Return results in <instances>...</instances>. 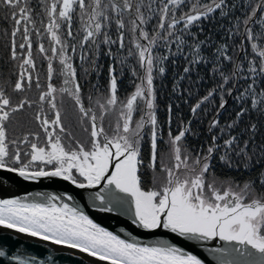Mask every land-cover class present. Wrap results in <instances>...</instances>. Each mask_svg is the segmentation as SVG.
I'll list each match as a JSON object with an SVG mask.
<instances>
[{
    "label": "snow or ice",
    "instance_id": "obj_1",
    "mask_svg": "<svg viewBox=\"0 0 264 264\" xmlns=\"http://www.w3.org/2000/svg\"><path fill=\"white\" fill-rule=\"evenodd\" d=\"M37 6L40 27L30 0H0L6 11L0 18L13 23L11 59L19 60L17 78L0 84V171L24 180L57 177L79 189L99 188L93 198L101 204L108 199L105 192L124 194L116 198H130L134 224L150 231L166 229L174 242L130 243L77 207L57 205L54 201L61 197L56 195L48 196L47 203L27 202V197L0 199V227L77 249L105 264H206L177 246L181 238L224 242L208 249L218 264H264V142L256 140V123L240 128L252 112L264 116V0H241L239 6L230 0H37ZM237 10L244 19L236 16L235 32L228 30L229 39L241 37L232 48L235 55L225 43L209 59L203 50L210 38L200 40L193 27L215 19L216 13L225 18ZM76 22L79 27L74 29ZM33 34L40 38L35 55ZM37 56L46 64L43 81ZM176 56L183 57L185 66L174 92L200 65L207 66L212 87L189 105L192 120L175 124L169 105L165 128L157 117L155 81ZM101 57L110 61L104 84L99 83ZM125 71L130 72L132 90L122 96ZM89 75L97 82L88 81L85 93L81 81ZM56 79L62 81L59 86ZM33 88L35 98L13 95ZM184 91L192 96L189 89ZM65 98L76 113L71 126L62 112ZM229 99L237 105L235 119L222 124ZM25 110L32 111L34 130L17 135L11 126ZM201 114L212 117L208 137L192 147L189 137L197 135L193 120ZM217 161L242 169L248 179L217 176ZM5 255L0 250V257ZM10 259L35 264V258Z\"/></svg>",
    "mask_w": 264,
    "mask_h": 264
},
{
    "label": "trees",
    "instance_id": "obj_2",
    "mask_svg": "<svg viewBox=\"0 0 264 264\" xmlns=\"http://www.w3.org/2000/svg\"><path fill=\"white\" fill-rule=\"evenodd\" d=\"M147 3V0H145ZM207 0H201V3H206ZM230 2L236 3L238 6L241 3V0H230ZM254 3L259 2V0H253ZM30 5L33 7L34 11L32 13L33 18L37 21V27H40L39 20L40 16H37V13L41 12V9L37 6V0H30ZM155 7V6H154ZM184 11H187V8H184ZM147 15V11L145 10ZM6 15V11L0 8V17ZM215 19H209L201 21L198 27H193L192 31L197 33L200 40H205L210 38V43L203 50V55L211 59V53L214 52L216 47H219L221 44L227 43L229 48V54L235 55V52L232 51L234 45H239L241 42V37L233 36L231 39L228 38V30L233 28V25L237 23L235 17L239 16L241 21L244 19V13L242 10H237L235 13L230 14L229 17L222 18L219 16V13L214 14ZM155 23V20L152 22ZM74 29L79 27L78 22L74 23ZM200 28L203 31H200ZM13 29V23L11 20H4L0 18V84H3L7 81L9 84L12 83L17 77L16 73L19 71L18 63L19 60L13 61L10 54V45H11V31ZM243 25H240L239 31L243 33ZM255 30L259 31V26H255ZM40 39L35 34H33V48L36 49V42ZM16 42L19 44L21 42L20 35H17ZM44 43L47 42L45 39ZM161 53L165 52V49H160ZM250 52V49H249ZM175 60V63H172V60ZM37 60V70L41 75V80L43 81V71L46 69V64H42L39 56L36 57ZM99 63L103 66L100 69V78L99 83L104 84L108 78L107 68L110 63L107 57H101ZM166 73L163 77H157L155 83L157 88V117L161 125L165 126L168 119V106L172 105L173 119L175 124L179 123L180 119L184 121L192 120L193 117L190 114L189 105L194 104L196 99L205 95L210 87H212V82L208 77V68L205 65H200L193 69L190 79H184L179 81L180 90L173 91V86L177 82L179 76L183 75V68L185 66V61L182 56L171 57L169 62L166 63ZM85 68H89L88 64L84 65ZM201 78L203 79V84L200 83ZM131 75L130 72L125 71L122 83L120 85V94L123 96L132 90L130 85ZM57 80V79H56ZM55 80V82H56ZM61 82V80H59ZM88 81L92 83L97 82V78L94 75H89L83 77L82 83L84 84L85 93H87L89 85ZM184 89H189L192 93V96L189 97L188 93ZM8 92H11V88L7 89ZM183 93V95L181 94ZM14 96H23L27 95L29 97L35 98L37 92L35 88L27 91L23 94H15ZM63 105L64 117L73 109L72 102L70 99L65 98ZM187 101V103L185 102ZM208 112L211 113L212 105H207ZM237 108L236 103L229 99V104L227 109L221 115V123H226L231 119H235L234 112ZM32 111L25 110L22 113L17 114V121L11 126L17 135H20L22 132H27L29 129L34 130V124L31 121ZM211 115L201 114L200 117L193 120V129L197 131L196 136L189 137V143L192 147H199L208 137L207 123L211 119ZM76 117H72L66 120V123L71 125L75 124ZM249 122L256 123L259 129L256 140L258 143L264 142V116H261L258 112H252L250 116H245L243 122L240 125V128L243 129ZM174 124V127H175ZM238 129L237 131H239ZM77 135H80V132L77 127ZM143 154L145 159H147L148 149L145 146ZM215 174L221 178H233L237 181H244L248 179L249 174L245 171L237 170L235 168L229 169L224 167L219 161L214 163ZM256 173H252L254 176Z\"/></svg>",
    "mask_w": 264,
    "mask_h": 264
},
{
    "label": "water",
    "instance_id": "obj_3",
    "mask_svg": "<svg viewBox=\"0 0 264 264\" xmlns=\"http://www.w3.org/2000/svg\"><path fill=\"white\" fill-rule=\"evenodd\" d=\"M96 191H99V188L79 189L68 181L57 177H41L31 181L24 180L13 173L0 171V199L27 197V202L47 203L48 196L56 195L61 197L60 200L54 201L57 205L68 203L70 206L77 207L94 223L130 243L151 246L161 242H174V234L169 233L166 229L150 231L134 224L130 198L122 200L116 198L117 196L123 197L124 194L115 193L114 190L112 193L105 192L108 199L104 204H101L99 200L93 198ZM67 194H71L73 199L68 200ZM109 201L111 202L109 203ZM108 206L112 207L111 212L102 210ZM177 246L186 252L197 255L205 260L206 264H218L217 259L208 249L224 246V242H196L181 238V241L177 242ZM0 250L6 253L4 257H0V264H16L14 260L10 259L15 256L24 259L35 258V264H105L65 250L51 242L24 237L3 229H0Z\"/></svg>",
    "mask_w": 264,
    "mask_h": 264
},
{
    "label": "bare ground",
    "instance_id": "obj_4",
    "mask_svg": "<svg viewBox=\"0 0 264 264\" xmlns=\"http://www.w3.org/2000/svg\"><path fill=\"white\" fill-rule=\"evenodd\" d=\"M0 229L6 230V231H9V232H12V233H15V234H18V235L24 236V237L35 238V239L40 240L39 238H36V237H30V236H27L26 234H23V233H17V232H15L14 230L4 229V228H2V227H0ZM40 241H42V240H40ZM45 242H50V241H45ZM58 246L61 247V248H63V249H65V250L72 251V252H74V253H76V254H78V255H81V256H83V257H88V258H89V256H88L87 254H85V253H81V252H79V250H77V249L68 248V247H65V246H62V245H58ZM90 258H92V257H90ZM93 259H94V258H93ZM94 260H95V259H94ZM97 261H98V260H97ZM99 262H103V261H99ZM103 263H105V262H103Z\"/></svg>",
    "mask_w": 264,
    "mask_h": 264
},
{
    "label": "rangeland",
    "instance_id": "obj_5",
    "mask_svg": "<svg viewBox=\"0 0 264 264\" xmlns=\"http://www.w3.org/2000/svg\"><path fill=\"white\" fill-rule=\"evenodd\" d=\"M45 46L47 47V42H45ZM33 50H34V48H33ZM34 55H35V50H34ZM37 72H38V70H37ZM43 74H44V71H43ZM43 78H44V76H43ZM55 83L57 84V86H59L62 83V81L60 82L59 79H57ZM65 101L66 100L64 99V102ZM64 102H63V105H64ZM62 112H63V108H62ZM72 117H76V113H75L74 109H72L70 112H68V114L64 117L65 118V123H66L67 119H70Z\"/></svg>",
    "mask_w": 264,
    "mask_h": 264
}]
</instances>
